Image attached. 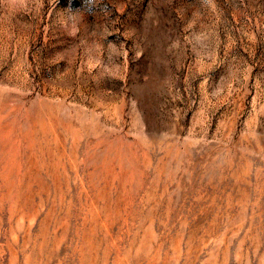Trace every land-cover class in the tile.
<instances>
[{"label": "rangeland", "instance_id": "obj_1", "mask_svg": "<svg viewBox=\"0 0 264 264\" xmlns=\"http://www.w3.org/2000/svg\"><path fill=\"white\" fill-rule=\"evenodd\" d=\"M0 264H264V0H0Z\"/></svg>", "mask_w": 264, "mask_h": 264}]
</instances>
